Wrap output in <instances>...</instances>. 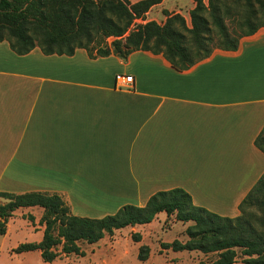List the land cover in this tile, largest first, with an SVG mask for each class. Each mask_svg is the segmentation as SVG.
Returning a JSON list of instances; mask_svg holds the SVG:
<instances>
[{"label":"crops","instance_id":"obj_1","mask_svg":"<svg viewBox=\"0 0 264 264\" xmlns=\"http://www.w3.org/2000/svg\"><path fill=\"white\" fill-rule=\"evenodd\" d=\"M127 75L133 80L124 85L120 76ZM263 126L264 26L242 37L238 49H216L184 71L143 50L123 61L90 58L82 48L45 55L35 47L18 55L0 42V191L55 192L77 216L143 206L174 187L197 206L237 216L264 173V152L254 143ZM31 208L16 209L9 220L32 214L35 224L43 209ZM167 219L170 228L179 225L174 239L185 242L193 221L164 211L111 237L124 228L131 239L140 234L132 240L149 247L148 260L154 249L146 230ZM171 241L160 239L155 252L179 258L175 252L188 251L162 247Z\"/></svg>","mask_w":264,"mask_h":264},{"label":"trees","instance_id":"obj_2","mask_svg":"<svg viewBox=\"0 0 264 264\" xmlns=\"http://www.w3.org/2000/svg\"><path fill=\"white\" fill-rule=\"evenodd\" d=\"M155 2H159L155 1ZM189 24L184 16L165 11V20L146 21L139 31H130L144 8L153 2L139 0H0V42L8 41L18 55L38 47L45 55H72L85 49L90 58L115 55L121 60L138 50L161 54L170 65L184 71L209 57L214 50L238 49L240 39L264 26V0H194ZM264 152V126L254 141ZM0 235L20 207L43 208L39 223L44 226L38 242L20 243L16 253L39 250L42 259L52 262L59 253L84 255L78 241L94 243L105 234L128 225L151 222L164 211L181 222L193 221L184 233L185 242L174 239L162 243L175 251L198 250L215 253L206 264H235L237 248L245 256L243 264H264V173L239 204L240 214L222 216L193 203L180 187L157 191L145 205L125 204L114 214L82 217L72 214L58 193L0 191ZM255 206L259 215L244 216L245 207ZM31 223L34 216L28 214ZM134 241L140 234H132ZM61 249L58 252V246ZM149 247L140 245L137 258L147 259Z\"/></svg>","mask_w":264,"mask_h":264},{"label":"rangeland","instance_id":"obj_3","mask_svg":"<svg viewBox=\"0 0 264 264\" xmlns=\"http://www.w3.org/2000/svg\"><path fill=\"white\" fill-rule=\"evenodd\" d=\"M124 1L129 4L139 0ZM148 1L153 3L148 4L144 8L141 17L136 19L131 25L130 31H139L140 26L149 20L162 23L165 20V11L181 14L189 24V11L195 5L194 0ZM204 2H207V0H204ZM4 202V199L0 198V204ZM31 207V210L37 214L39 210L43 209L40 206ZM22 208L23 210H25V208L27 209V207ZM27 215L28 214L17 213V217L9 220L7 224L8 231L4 235H0V264H206L216 257L215 253L195 254L188 251L175 252L174 254H178L179 258H173V254H167L162 250L159 251L160 254H157L155 252V246L159 244L158 241L160 239L171 241L178 237L179 225H174V227L170 228L171 223L169 219H167L165 224H160L157 220L154 221L152 231H148L150 234H148L146 230L145 242L154 249L151 257L146 261H140L137 258L138 246L131 237L127 235V229L124 228L112 237L109 234H105L103 238L94 243L78 241L81 250L85 252L83 256L75 255L74 253L69 255L59 253V256L52 262H46L42 259L39 250L16 253L15 248L20 243L35 242L40 238L36 235V231L39 228L38 226L42 225L39 223L41 216L37 219V222L35 220L36 223L34 224V222L29 223L30 221ZM243 215H251L254 219L259 215V211L255 206H249L244 208ZM60 249L61 246L59 245L57 249L58 252ZM236 250L237 256L235 264H243L245 256L242 254L240 248ZM169 251L173 253V251Z\"/></svg>","mask_w":264,"mask_h":264},{"label":"built area","instance_id":"obj_4","mask_svg":"<svg viewBox=\"0 0 264 264\" xmlns=\"http://www.w3.org/2000/svg\"><path fill=\"white\" fill-rule=\"evenodd\" d=\"M120 79L122 80V82L124 83V85H128L130 83H132V76L131 75H127V76H120Z\"/></svg>","mask_w":264,"mask_h":264}]
</instances>
